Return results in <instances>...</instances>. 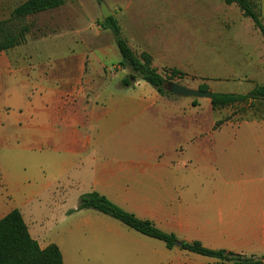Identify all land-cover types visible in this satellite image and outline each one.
Returning <instances> with one entry per match:
<instances>
[{"label": "crops", "instance_id": "1", "mask_svg": "<svg viewBox=\"0 0 264 264\" xmlns=\"http://www.w3.org/2000/svg\"><path fill=\"white\" fill-rule=\"evenodd\" d=\"M61 1L50 11L74 12L60 28L0 53V220L18 210L39 247L56 245L63 264H182L181 247L79 210L82 196L98 193L179 243L235 225L264 255V118L228 122L214 154L215 133L203 138L208 121L191 98L161 96L144 81L122 86L129 71L98 14L104 4L131 49L159 71H207L222 56L216 65L227 80L255 73L249 90L225 93L238 95L264 84L253 21L224 0ZM257 10L264 26V0ZM106 149L123 154L107 158ZM217 169L227 174L214 177Z\"/></svg>", "mask_w": 264, "mask_h": 264}, {"label": "trees", "instance_id": "2", "mask_svg": "<svg viewBox=\"0 0 264 264\" xmlns=\"http://www.w3.org/2000/svg\"><path fill=\"white\" fill-rule=\"evenodd\" d=\"M224 2L229 6H238L243 16L251 19L264 37V26L249 0H224ZM62 4L61 0H28L14 10L13 17L22 19L31 17L60 8ZM11 22L10 20L0 22V53L26 43L24 29L18 34H13L10 30ZM102 27L109 29L115 38L122 59L119 65L124 69H131L139 77L132 75L125 78L122 81L124 88L134 86L136 81H144L151 85L161 96H174L166 89V86L176 78L182 79L183 73L181 71L169 69L165 71V75L159 73L160 71L154 67L153 59L149 54L137 53L131 49L113 16L105 19ZM131 79L134 81L132 82ZM199 89L209 91L207 86H201ZM258 99L264 100V86H256L247 95L212 93L210 101L212 108L218 110L248 100ZM79 210L98 211L144 236L165 243L169 250L176 248L180 242L175 235L165 233L156 228L152 222L141 220L135 215L122 210L98 193H89L82 196ZM181 250L222 262H232L233 264H264V255L259 259L237 256L223 249L205 248L200 242H183ZM0 264H63V257L56 245L41 249L30 236L21 213L14 210L0 220Z\"/></svg>", "mask_w": 264, "mask_h": 264}, {"label": "rangeland", "instance_id": "3", "mask_svg": "<svg viewBox=\"0 0 264 264\" xmlns=\"http://www.w3.org/2000/svg\"><path fill=\"white\" fill-rule=\"evenodd\" d=\"M23 1L24 0H0V22L9 21V20L12 21L10 24V30L12 31L13 34H18L24 29L23 33L25 32L24 34H25L26 42L29 40L31 41V40L39 39V37H41L45 32L46 27L50 29L51 28L55 29V27L60 28V25L57 22L61 19H66V17H68V14L74 12V9L72 8H65V9H58L55 11L43 12L23 19L14 18L13 17L14 10ZM249 2H251L252 6L254 7L256 13L259 16L257 10V0H249ZM230 15H234V13L231 12ZM98 18L101 20L100 21L101 23L99 22L100 25H102L104 23V18L102 17L100 12L98 14ZM53 24L55 27H53ZM215 27H218V24H215ZM66 42L72 44L71 40ZM216 43L219 44L218 47H220L221 43H223L221 39V33L215 34V44ZM263 43H264V37H263ZM76 49L83 50L82 48H76ZM263 50H264V44H263ZM117 52L120 58L121 55L118 49ZM217 59L221 60L222 56H219V58L215 56L211 58V60L207 64L209 68V70L207 71H202V72L181 71L183 73L182 79L176 78L172 81V83H177L181 86H184L192 90H200L199 88L201 86H207L209 91L213 93L215 92L244 93L247 90H249L250 88L249 83L251 85L254 84L253 76L255 75V73L252 72L244 73L238 71V73H235L234 77L230 78L229 80L224 78L223 72L219 71L218 70L219 66L216 65ZM112 64H116L115 61L111 63V65ZM127 69L129 71V77L132 75L138 77L131 69L129 68ZM167 70L169 69L165 68L159 73L165 75L166 74L165 71ZM256 73L259 76L261 72H256ZM133 81L134 80L132 79V82ZM260 86H264V84H261ZM249 93L250 92L242 95H247ZM169 97H173V96H169ZM191 99L193 105H196L197 107L199 114L198 116L199 121H201L202 119L204 120L206 119L208 121V126H205L206 129L208 127V133H206L203 136V138H205V136H207L210 133L211 130L209 128H211L212 131H214L215 133V141L213 142L214 146H212V150L214 151V154H216L217 151H220L219 148L221 147V144L223 142L221 141L222 135L220 133L222 128L228 122H233L235 124L234 125L235 127L239 126V124L245 121V118L249 113L255 115L258 114L259 116L264 118V100L262 99L248 100L246 102L234 104L232 106H228L218 110H214L212 108L210 99H205V98H191ZM200 141L201 140L199 139V143ZM101 154L102 156H107V158H110V156L112 155L120 156L121 154H123V152L120 151L112 152L111 150L106 149L102 151ZM217 162H213V163H217ZM215 172H214V177L220 176L219 174H222L224 176L227 174L223 169H217ZM247 236H249L247 233L238 231L237 226L235 225L215 224L214 232L212 234L208 232L207 235L203 233L200 243H202V245L210 244L212 247L211 248L209 247V249H213V250L223 249L237 256L254 258V259L261 258L263 255L259 254L258 252L260 250L255 248L254 239L247 238ZM174 255L176 257L177 256L182 257V264H233L232 262H222L220 260L213 258H205L201 260L197 256L184 251L182 252L175 251Z\"/></svg>", "mask_w": 264, "mask_h": 264}, {"label": "water", "instance_id": "4", "mask_svg": "<svg viewBox=\"0 0 264 264\" xmlns=\"http://www.w3.org/2000/svg\"><path fill=\"white\" fill-rule=\"evenodd\" d=\"M101 13L103 18H108L111 16V13L107 10L104 4H101ZM166 89L175 96L184 97V98H205L211 99L212 92L210 91H201V90H192L184 86H181L177 83H171L166 86ZM179 247L182 246V243L178 244Z\"/></svg>", "mask_w": 264, "mask_h": 264}]
</instances>
